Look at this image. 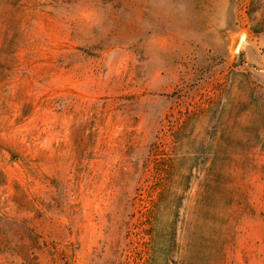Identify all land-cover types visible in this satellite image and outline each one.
<instances>
[{
  "label": "rangeland",
  "instance_id": "1",
  "mask_svg": "<svg viewBox=\"0 0 264 264\" xmlns=\"http://www.w3.org/2000/svg\"><path fill=\"white\" fill-rule=\"evenodd\" d=\"M0 264H264V0H0Z\"/></svg>",
  "mask_w": 264,
  "mask_h": 264
}]
</instances>
